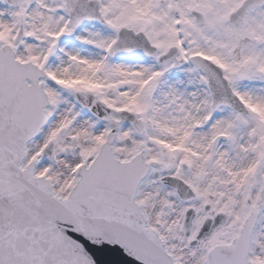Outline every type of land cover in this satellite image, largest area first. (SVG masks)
<instances>
[{"label":"snow or ice","instance_id":"6c2138e0","mask_svg":"<svg viewBox=\"0 0 264 264\" xmlns=\"http://www.w3.org/2000/svg\"><path fill=\"white\" fill-rule=\"evenodd\" d=\"M0 264H264V0H0Z\"/></svg>","mask_w":264,"mask_h":264}]
</instances>
